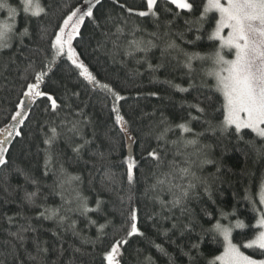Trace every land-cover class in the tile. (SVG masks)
Segmentation results:
<instances>
[{"label":"trees","instance_id":"16d2710c","mask_svg":"<svg viewBox=\"0 0 264 264\" xmlns=\"http://www.w3.org/2000/svg\"><path fill=\"white\" fill-rule=\"evenodd\" d=\"M119 2L125 8H120L113 0H101L94 9L97 19L102 22L101 27H95L94 21L85 18L81 36L73 41V47L80 62L99 81L108 83L126 97L121 101L120 111L132 121L131 132L135 139L131 146L119 128L114 126L111 98L99 90L94 91L66 56L56 57L55 63L52 62L49 37L62 14L70 7L83 4V0H33L34 7L43 9L36 17L23 12L20 0H8L11 7L17 8L15 19L9 21L7 11L0 12L2 24L15 25L9 37L11 47L0 51V128L9 124L21 97L22 85L41 69L48 73L42 85L43 91L53 95L60 105L53 112L46 97L36 100L25 113L24 125L19 126L23 138L14 137L7 146L8 163L0 166V264H101L103 254L126 231L124 221L129 205L140 209L139 227L145 235L132 238L124 247L121 264H143L148 258H151V264H193L190 256H196L198 264H207L212 258L211 253L218 255L222 251V238L217 236L213 239L215 233L208 230L217 221L229 226L237 219L248 223L254 216L245 196L252 198L264 172V157H258L247 143L255 138V134L244 130V139L240 140L234 130L225 134L210 130L209 122L213 128L220 127L223 112L222 97L212 92L214 81L204 77L209 63L195 60L193 71L189 73L183 66L182 53L163 51L169 37L157 39L150 35L170 31V38L183 52L203 56L213 46L207 34L197 41L195 30L189 31V25L185 23V19L194 17L171 5L168 7L173 10L164 12L163 0L158 21L152 17L128 15L127 8L146 10V0ZM203 2L195 0L198 7ZM109 15L127 19L124 35L120 36L117 41L119 47L116 48L113 47L116 36L111 35L116 31L115 27L103 24ZM170 20L172 24L169 26ZM214 23V20L206 23L205 29L210 32ZM134 27L138 29L135 39H151L155 44L147 53L127 55L128 41L133 39L129 33ZM25 29L27 34L21 37ZM179 33H184L183 39ZM188 40L195 43H185ZM165 81L188 91H176ZM210 95L214 96L212 101L209 100ZM192 103H201L206 115L190 120L189 112L199 115L188 107ZM81 111L83 115H77ZM161 119L166 120L173 131L168 133V150L159 172H167L170 161L180 167L186 166L183 163L185 156L176 155L177 149L172 144L182 135L176 125L186 123L192 129V132L183 133L185 139L195 138L194 133H203L199 143L208 146V162L197 161L192 165V171L199 180L183 207H172L169 201L173 197L166 190L145 194V189L156 180L153 175L157 172L155 162L150 161L147 153L157 147V141L142 135L140 129L150 120ZM71 121H87L81 124L82 135L86 139L92 140L95 133L93 143L85 145L79 155L73 152V146L83 143V140L72 137L69 141L64 134L65 125L70 126ZM52 127L61 135L52 146L57 159L45 175L44 140L46 135H51L49 129ZM255 139L259 147L261 142ZM160 143L163 145L162 141ZM191 151V147L184 149L186 153ZM99 152L104 153L103 159L98 154L94 155ZM129 157L138 165L131 185L124 163ZM61 165L69 176L79 177V182L74 181L62 189L57 183ZM18 170H22L24 175ZM33 192L36 196L29 201L26 194ZM77 195L93 211L83 214L78 208ZM120 197H123V202ZM159 201H163L165 207L162 208ZM46 209L55 210L58 215L45 218L41 213ZM233 212L236 215H232ZM101 225L107 226L98 240ZM243 232L244 237L240 230H234V242L242 243L255 234L254 230L247 228ZM14 233L25 237L22 245L12 235ZM36 242L47 252H38ZM193 244L199 245V255L192 249ZM156 245L164 252L158 251ZM241 250L258 258V251L243 247ZM31 256L37 259L32 260Z\"/></svg>","mask_w":264,"mask_h":264},{"label":"snow or ice","instance_id":"6c2138e0","mask_svg":"<svg viewBox=\"0 0 264 264\" xmlns=\"http://www.w3.org/2000/svg\"><path fill=\"white\" fill-rule=\"evenodd\" d=\"M113 2L118 4L120 8H125V5L121 4L119 0H113ZM99 4H101V0H83V4L70 7L66 13L62 14L60 21L53 30V34L49 37V47L53 54L52 62L55 63L56 57L66 56L68 61L78 70L79 76L87 81L94 91L99 90L106 97L111 98V113L114 116V126L118 127L128 142L131 143L135 139L131 132L132 121L127 120L120 111L121 101L125 100L126 97L122 96L108 83L99 81L80 62L73 47V41L81 36V27L85 23V18L94 21L95 27H101L102 22L97 19L94 13V9ZM163 4V11L166 13L173 10L168 7L171 5L175 9H179L194 17L191 20L185 19V23L189 25L188 30H195L197 41L202 40L206 33L208 41L212 42V50L202 56L199 53L190 54L183 52L177 46L175 40L170 38L172 35L170 31H165L162 35L159 32L150 34L157 39L169 37L163 51L168 52L169 50H173L177 53H182L184 56L183 66L189 73L193 71V61L199 60L202 63H209V66L204 70V77L214 81L212 92L218 93L222 97L221 110L223 112V121L220 127L218 129L213 128L209 122V129L212 131H220L221 134L234 130L235 136L240 140L244 139V130H249L261 142L260 146L257 147L256 139L254 138L253 140L247 141L249 147L256 152L258 157H264V0H204L200 7L196 5L195 0H163ZM160 5L161 0H146V10L127 8L126 11L129 16H137L140 18L152 17L158 21L161 13ZM20 6L24 13L27 14L30 12L32 17L39 16L40 12L43 11L39 6H33V0H20ZM3 11H7L9 21L14 20L17 15V8L11 7L8 0H0V12ZM212 13L215 15H210ZM213 20L215 21L214 28L208 32L204 25ZM103 24L115 27L116 31L111 33V35L116 36V40L113 41V47H119L117 41L120 36L124 35V30L127 27V19L123 17L114 18L109 15L104 19ZM171 24L172 21H168V25L170 26ZM14 27L15 25L13 23L6 22L0 24V51L11 47L9 37ZM136 31L138 29L134 27L129 33L133 36V39L128 41L127 55H132L133 52L147 53L152 47H155L151 39L147 41L135 39ZM26 34L27 29L21 33V37ZM105 35H109V33H105ZM178 35L181 39L184 38V33H179ZM217 42L218 46H216ZM185 43H195V41L188 40ZM149 67L151 68V65ZM159 67L157 66V68ZM153 70L155 71L156 69ZM47 75L48 73L43 69L36 71L32 79L25 81V84L22 85L21 97L15 105V110L11 114L9 124L5 125L4 128H0V166H5L8 163L6 159V153L9 151L7 145L12 142L14 137L23 138V131L19 126L24 125L27 119L25 113L29 111L31 105L36 100L46 97L50 102V107L53 112H56L60 107L53 95L42 89ZM165 82L174 87L176 91H188V89L181 88L179 85H172L171 81ZM75 95L78 96L79 94L75 93ZM152 95L155 96L156 93H152ZM213 99L214 96L210 95L209 100L212 101ZM188 107L195 109V112L199 114L198 116H194L189 112L190 120L200 119L206 115V109L201 103H192ZM77 115H83L82 111L77 113ZM83 123H87V121H71L70 126L65 125L66 132L64 134L67 135L69 141L72 140V137H79L83 140V143L73 146V152L77 155H79L85 145L93 143L95 139V133L93 134L92 140L86 139L82 135L81 124ZM176 127L181 130L182 135L178 140L172 141V144L177 149L176 155L185 156L183 163L186 166L180 167L174 161H170L167 172H159V170L164 163V156L168 150V133L173 131V128L166 120L161 119L159 121L150 120L146 126L140 129L142 135L154 138L157 141V147L149 151L147 156L150 158V161L155 162V168L159 174L157 172L153 173L156 177L155 183L145 189V194L147 195L149 192L158 193L159 191L166 190L173 197L169 201L171 206L183 207L184 202L196 187V181L199 180V177L192 171V165L197 161L201 163L208 162L206 159V149L208 146L200 145L199 143V137L203 133H194L195 138L185 139L183 133L192 132V129L186 123L178 124ZM49 131L51 135H46L44 140L46 146L45 175H47L49 166L57 159L56 155L52 152V146L61 135L55 127L50 128ZM161 141L163 145H161ZM189 147L192 148V151L184 152V149ZM97 154L100 159L104 158L103 152L94 153V155ZM124 163L127 168V180L129 185H131L134 182V169L138 165L131 157L126 159ZM18 171L24 175L22 170ZM185 180H187V183H184ZM74 181L79 182V177L69 176L61 165L57 179L59 186L63 189L65 185H70ZM253 184L255 185L256 182L253 181ZM35 196L36 193L34 192L26 194V198L29 201ZM120 199L123 202V197H120ZM245 199L251 205L250 211L254 214L253 218L248 223H245L244 220L237 219L235 224H230L229 226H224L217 221L212 229L208 231L215 233L213 239H216L217 236L222 238V251L218 255L211 253L212 258L208 259L207 264H264V172L260 175L258 190L254 192L251 199L246 194ZM76 200L78 201V208L83 214L93 211V209L87 207V202L79 197V195L76 196ZM159 203L162 208L165 207L163 201H159ZM97 204L99 206L100 202L98 201ZM41 215H44L45 218H52L57 216L58 213L55 210L46 209L45 213H41ZM232 215H236V213L233 212ZM222 217L226 218L224 214H222ZM252 219H254V223ZM90 223L95 222L90 221ZM139 223L140 209L129 205L128 216L124 221V224L127 225L126 231L103 254L101 264H121L120 257L123 255L124 247L129 244L132 238L143 237L145 235L141 231ZM106 226L101 225L98 229V233L101 234L98 235V240L101 239ZM246 228L254 230V238L247 239L242 243L234 242V230H240V235L244 237L245 233L243 230ZM12 235H14L15 239L21 245L25 242V237L21 233H14ZM36 247L38 252H47V249L41 248L39 242H36ZM241 247L258 251V258H253L252 255H246L241 250ZM156 248L158 251L164 252L159 245H156ZM192 249L196 250V255L200 254L198 244H193ZM30 259L36 260L37 257L31 256ZM190 259L193 264H198L196 256H190ZM143 264H151V258H148Z\"/></svg>","mask_w":264,"mask_h":264},{"label":"rangeland","instance_id":"374dc122","mask_svg":"<svg viewBox=\"0 0 264 264\" xmlns=\"http://www.w3.org/2000/svg\"><path fill=\"white\" fill-rule=\"evenodd\" d=\"M214 14V13H213ZM0 24H2L1 22H0ZM215 24V23H214ZM214 28V27H213ZM225 34H226V30H225ZM217 46H218V42H217ZM227 54V53H226ZM8 146V145H7ZM128 146H131V143L130 142H128ZM254 238V237H253ZM243 251V250H242ZM244 252V251H243ZM245 253V252H244ZM246 254V253H245ZM246 255H248V254H246ZM253 258H255V257H253Z\"/></svg>","mask_w":264,"mask_h":264}]
</instances>
